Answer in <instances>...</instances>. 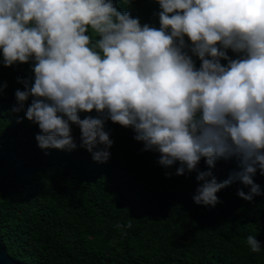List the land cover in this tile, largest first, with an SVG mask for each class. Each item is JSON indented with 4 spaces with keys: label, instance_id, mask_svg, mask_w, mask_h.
<instances>
[{
    "label": "clouds",
    "instance_id": "obj_1",
    "mask_svg": "<svg viewBox=\"0 0 264 264\" xmlns=\"http://www.w3.org/2000/svg\"><path fill=\"white\" fill-rule=\"evenodd\" d=\"M157 3L158 28L114 0H0L3 66L31 62L34 73V83L18 78L25 90L11 111L31 98L25 116L40 129L38 147L83 148L99 163L111 156L110 120L131 128L165 169L196 172L197 205L215 207L235 182L250 186L238 196L252 201L262 194L253 177L264 174V0ZM233 159L239 170L218 181L211 169ZM246 242L261 252L255 235Z\"/></svg>",
    "mask_w": 264,
    "mask_h": 264
},
{
    "label": "trees",
    "instance_id": "obj_2",
    "mask_svg": "<svg viewBox=\"0 0 264 264\" xmlns=\"http://www.w3.org/2000/svg\"><path fill=\"white\" fill-rule=\"evenodd\" d=\"M141 24L159 27L157 0H114ZM187 39V37H186ZM229 56L236 54L229 50ZM199 68L198 57H193ZM0 50V234L21 264H264V174L253 180L261 195L238 196L235 182L217 193L215 207L197 205L196 172L165 169L159 153L142 151L135 132L106 122L114 141L110 159L95 162L86 149H41L38 125L19 113L18 78L34 83L32 63L4 67ZM222 64L227 61L222 60ZM81 118L93 113H81ZM18 119L21 122H18ZM77 144L80 129L73 125ZM199 170L208 171L202 159ZM218 181L238 169L235 159L211 169ZM171 172V177L166 176ZM131 222L132 227L127 225ZM255 235L261 252H251Z\"/></svg>",
    "mask_w": 264,
    "mask_h": 264
},
{
    "label": "water",
    "instance_id": "obj_3",
    "mask_svg": "<svg viewBox=\"0 0 264 264\" xmlns=\"http://www.w3.org/2000/svg\"><path fill=\"white\" fill-rule=\"evenodd\" d=\"M0 264H21L8 252L4 239L0 234Z\"/></svg>",
    "mask_w": 264,
    "mask_h": 264
}]
</instances>
